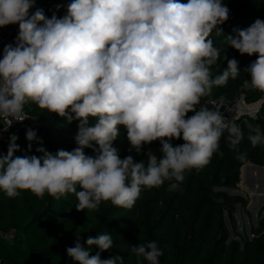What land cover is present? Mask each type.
Masks as SVG:
<instances>
[{
	"label": "clouds",
	"instance_id": "obj_1",
	"mask_svg": "<svg viewBox=\"0 0 264 264\" xmlns=\"http://www.w3.org/2000/svg\"><path fill=\"white\" fill-rule=\"evenodd\" d=\"M35 4L0 0V28L19 26L15 43L0 54V124L8 131L22 123L30 118L25 107L34 104L69 123L79 121L77 147L55 154L38 147L40 156H15L18 137L12 135L7 154L0 155V191L7 197L22 191L57 200L74 194L78 211L98 210L102 202L131 209L142 187L168 182L166 190L176 191L187 171L204 168L214 154L222 157L225 133L229 147L237 149L243 132L236 117L228 120L219 110L197 105L214 87L240 76L238 61L226 54L227 67L213 76L227 47L257 55L242 87L264 93V20L225 36L220 26L230 9L223 0H72L65 16L50 19L43 9L30 12ZM213 31L224 35L226 47L215 45ZM120 126L138 155L144 145L159 141L161 157L149 150L146 161L121 159L113 146ZM26 139L37 141L36 131L29 128ZM173 139L183 143L173 146ZM248 140L252 147L264 144V133L257 127ZM93 143L95 157L84 151ZM92 246L99 249L95 255ZM112 247L108 233L84 243L77 235L66 252L78 264H124L120 255L101 259ZM131 251L136 264H160L163 255L155 241Z\"/></svg>",
	"mask_w": 264,
	"mask_h": 264
},
{
	"label": "trees",
	"instance_id": "obj_2",
	"mask_svg": "<svg viewBox=\"0 0 264 264\" xmlns=\"http://www.w3.org/2000/svg\"><path fill=\"white\" fill-rule=\"evenodd\" d=\"M44 15L62 18L72 0H39ZM186 3L187 0H179ZM230 9V18L220 27L225 36L233 34L234 29H246L257 18L264 20V0H223ZM224 35L215 31L210 38L217 47L223 44ZM225 54L238 61L240 76L229 79L225 86L214 87L210 95L201 99L202 106L209 107L217 100L231 105L241 94L252 103L264 99V93L242 87L244 79L250 78L245 69L257 59V55H241L237 50L227 47L221 51L217 65L213 66V76L227 67ZM210 108V107H209ZM33 120L19 123L2 140V152L6 155L10 137H18L19 151L15 156H40L36 149L44 147L55 154L63 149L72 151L77 147L75 136L79 121L69 123L66 119L34 104L25 107ZM193 113H188V116ZM94 123V121H90ZM243 132V139L237 149H232L226 137L220 141V151L214 154L211 162L197 171L185 173V179L176 191H167L168 182L159 188H143L140 198L131 209L102 202L95 211H78L74 194H66L59 200L45 194L41 199L30 191H22L15 198L7 197L0 191V264H78L67 255L66 249L74 246L77 235L84 243L89 236L108 233L113 238V247L100 253L101 259L114 255L124 258V264H136L137 258L131 251L137 244L155 241L163 252L160 264H264V218L252 230L249 239L237 232L233 218L235 206L245 207L243 198L230 194L239 183L240 168L246 163L264 167V144L252 147L248 140L259 127L264 133V103L255 113V118L243 116L236 120ZM32 129L37 133V141L29 142L26 132ZM173 146L183 143L173 139ZM31 143V150L29 144ZM121 159L131 155L136 162L147 160L146 153L151 150L161 157V144L154 141L144 145L138 155L127 140V132L120 126V136L113 142ZM98 148L84 149L85 154L93 156ZM246 153V159H238ZM79 190V188H78ZM85 247L87 245L85 244ZM99 251L92 246L91 255ZM143 264H147L144 261Z\"/></svg>",
	"mask_w": 264,
	"mask_h": 264
},
{
	"label": "rangeland",
	"instance_id": "obj_3",
	"mask_svg": "<svg viewBox=\"0 0 264 264\" xmlns=\"http://www.w3.org/2000/svg\"><path fill=\"white\" fill-rule=\"evenodd\" d=\"M248 103L245 100V95L241 94L231 105H225L223 102L217 100L215 103L211 106L210 109L213 110H219L221 111L226 118H234L236 117V120L247 116L250 118H255V115H253V111L258 110V107L256 106V103ZM221 107H224L225 109L222 111ZM230 120V119H229ZM237 192H243L245 196L236 195L234 193ZM230 194L239 196L243 198L245 201V207L241 208L239 205L235 206V211L233 214V218L236 223L237 232L240 235H245L248 238L251 236L252 230H254L258 226V222L261 218H264V204H262L259 209L256 211L255 215H253V212L251 209H248L247 206L251 202L250 193L248 192V188L246 185H244L242 181V177L239 175V183L237 185V189L235 191H230ZM250 239V238H249Z\"/></svg>",
	"mask_w": 264,
	"mask_h": 264
},
{
	"label": "water",
	"instance_id": "obj_4",
	"mask_svg": "<svg viewBox=\"0 0 264 264\" xmlns=\"http://www.w3.org/2000/svg\"><path fill=\"white\" fill-rule=\"evenodd\" d=\"M256 106L259 110L261 104H256ZM224 109V107H221L222 111ZM258 110L253 111V114H255ZM240 176H243V183L247 186L248 192L250 193V197L252 199L247 208L251 209L253 215H255L259 207L264 204V167L246 163L240 168ZM234 194L245 196L243 192H237Z\"/></svg>",
	"mask_w": 264,
	"mask_h": 264
},
{
	"label": "built area",
	"instance_id": "obj_5",
	"mask_svg": "<svg viewBox=\"0 0 264 264\" xmlns=\"http://www.w3.org/2000/svg\"><path fill=\"white\" fill-rule=\"evenodd\" d=\"M41 9L42 8V3L39 1V0H36V4L35 6L30 10V12L34 13L36 11V9ZM18 24H12V25H8L6 27H2L0 28V54H2L3 52V49L6 45L8 44H14L15 43V40H16V37L18 35ZM215 102H210L209 103V107L211 108V106L214 104ZM222 103V101H221ZM224 103V102H223ZM225 104V103H224ZM226 105V104H225ZM29 116V115H28ZM228 120H232V118H227ZM33 121L31 118H28V119H25L22 123H25V122H31ZM16 124H19V123H14L13 126L8 130V131H4L3 130V125L0 124V154L2 152V140H3V137L9 132L11 131L14 126ZM13 133H16V130L13 129ZM1 237H5L3 236L1 233H0V238ZM253 237V235H251L249 238L251 239Z\"/></svg>",
	"mask_w": 264,
	"mask_h": 264
},
{
	"label": "bare ground",
	"instance_id": "obj_6",
	"mask_svg": "<svg viewBox=\"0 0 264 264\" xmlns=\"http://www.w3.org/2000/svg\"><path fill=\"white\" fill-rule=\"evenodd\" d=\"M244 179H243V176H242V181H243Z\"/></svg>",
	"mask_w": 264,
	"mask_h": 264
}]
</instances>
